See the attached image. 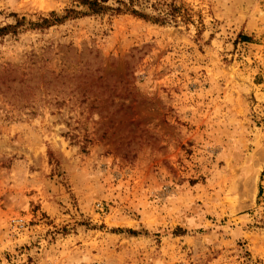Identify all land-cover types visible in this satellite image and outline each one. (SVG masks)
<instances>
[{
    "label": "rangeland",
    "instance_id": "1",
    "mask_svg": "<svg viewBox=\"0 0 264 264\" xmlns=\"http://www.w3.org/2000/svg\"><path fill=\"white\" fill-rule=\"evenodd\" d=\"M78 1L0 0V264H264V0Z\"/></svg>",
    "mask_w": 264,
    "mask_h": 264
},
{
    "label": "trees",
    "instance_id": "2",
    "mask_svg": "<svg viewBox=\"0 0 264 264\" xmlns=\"http://www.w3.org/2000/svg\"><path fill=\"white\" fill-rule=\"evenodd\" d=\"M110 0H79L78 2L80 3V5L84 8H86V10L88 12H82V11H78L75 9H71L67 11L66 16L62 17V18H58L57 15L55 13L52 14L53 18V23H61L65 20H67L68 18L71 17H77V16H85V15H100L106 11H113L115 13L121 14L124 12H130L133 15L143 18V19H150V16L142 14L136 10H134L132 8L134 1L133 0H129V2H126V0H117V3L119 4V7L117 8H111L109 6H107V4L109 3ZM171 12H174L173 10H171ZM171 15V14H170ZM173 15V14H172ZM156 23H165L166 20L164 18H161V16H157L155 18H152ZM46 23H51L50 20H46ZM20 23V22H19ZM19 23L17 24V26H20ZM12 26H7L4 28L0 29V35L6 33L9 29H11ZM244 41H249L248 38H244Z\"/></svg>",
    "mask_w": 264,
    "mask_h": 264
}]
</instances>
